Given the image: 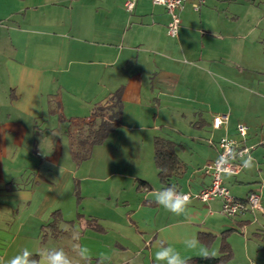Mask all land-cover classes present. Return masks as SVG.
Returning a JSON list of instances; mask_svg holds the SVG:
<instances>
[{
    "label": "crops",
    "instance_id": "0c3cea01",
    "mask_svg": "<svg viewBox=\"0 0 264 264\" xmlns=\"http://www.w3.org/2000/svg\"><path fill=\"white\" fill-rule=\"evenodd\" d=\"M194 1L178 9L172 37L169 14L151 0H137L131 12L125 0H0L4 264L24 248H57L59 236L72 237L75 245H62L76 261L74 248L86 234L90 264L102 255L112 264V252L127 251L132 264H155L158 242L196 259L183 241L200 232L213 236L209 244L200 242L217 243L219 253L225 239L231 250L226 264H264V244L255 241L264 238V211L228 217L219 198L193 196L210 183L205 165L217 157L219 138L239 139L241 122L253 166L222 173V181L235 198L258 193L264 208V69L246 65L264 52L258 32L264 10L256 0H203L194 10ZM115 90L121 92L119 126L89 158L76 161L71 135ZM217 113H227L228 121L215 129ZM156 135L174 141L182 162L174 181L190 194L184 215L155 203L162 189L153 159ZM56 211L60 219L52 227ZM111 232L134 239V247L105 241ZM101 238L104 250L94 248Z\"/></svg>",
    "mask_w": 264,
    "mask_h": 264
},
{
    "label": "trees",
    "instance_id": "16d2710c",
    "mask_svg": "<svg viewBox=\"0 0 264 264\" xmlns=\"http://www.w3.org/2000/svg\"><path fill=\"white\" fill-rule=\"evenodd\" d=\"M122 101L120 90L110 93L103 101L96 104L92 110V118L79 127L75 135H71V155L76 161L87 159L91 155L93 146L102 143L120 124ZM173 140L156 135L153 139V159L157 168L162 189L168 186H178L174 178L182 167V162L175 151ZM146 182L138 180V186H145ZM50 226H56L60 219L58 212H54ZM92 227L101 229L94 219H90ZM90 225V224H89ZM198 238L201 242L209 244L213 239L211 234L200 232ZM231 257V250L223 238L218 256L209 259H189L188 264H226Z\"/></svg>",
    "mask_w": 264,
    "mask_h": 264
},
{
    "label": "built area",
    "instance_id": "2783aa9c",
    "mask_svg": "<svg viewBox=\"0 0 264 264\" xmlns=\"http://www.w3.org/2000/svg\"><path fill=\"white\" fill-rule=\"evenodd\" d=\"M137 0H125L124 9L131 12ZM153 4L162 5L169 14L167 23V33L176 37L179 27L178 9L185 0H151ZM203 0H195L192 3L194 10H197L199 4ZM228 121L227 113L213 114L211 123L215 129L221 128ZM236 131L239 139H233L227 135H223L217 142V157L205 165V172L210 176V183L200 189L193 196L201 201H207L213 198L221 200V212L223 215L233 217L246 211L253 212L255 210L264 211L260 204V196L256 192H251L244 199L235 198L231 195L229 189L223 184L222 173L237 174L241 171L244 158L250 154L252 146L244 143L247 126L244 123H238ZM190 197L189 193H184Z\"/></svg>",
    "mask_w": 264,
    "mask_h": 264
},
{
    "label": "clouds",
    "instance_id": "9594fccd",
    "mask_svg": "<svg viewBox=\"0 0 264 264\" xmlns=\"http://www.w3.org/2000/svg\"><path fill=\"white\" fill-rule=\"evenodd\" d=\"M243 166L251 168L253 158L248 156L243 161ZM154 200L156 204L173 215L180 216L189 212L188 196L178 191L174 185L157 191ZM183 244L186 249L194 250L197 256L202 259H209L216 255L207 245L200 242L195 233L188 235ZM74 251L78 257L76 261L63 248H41L36 251L24 248L7 260L6 264H90L91 252L87 246L76 245ZM109 259L110 257L107 255H102L100 264H104V261ZM154 261L155 264H188V258L184 257L179 250L171 244L161 242L157 244ZM0 264H4V262L0 261Z\"/></svg>",
    "mask_w": 264,
    "mask_h": 264
},
{
    "label": "rangeland",
    "instance_id": "374dc122",
    "mask_svg": "<svg viewBox=\"0 0 264 264\" xmlns=\"http://www.w3.org/2000/svg\"><path fill=\"white\" fill-rule=\"evenodd\" d=\"M256 1L257 2L260 1L261 10H264V0H256ZM232 4L233 3H230V5H232ZM261 24H264V18H262ZM259 27H258V32L260 31L261 34H264V26H261L260 28ZM261 48H264V43H262V47ZM246 65L247 66H250V67L256 66V67H258L260 69H264V52L261 53V56H260V58H259V60L257 62L246 63ZM86 236H87V234L85 235V237L81 238V243H82L83 246H87L89 248V247H91L90 246L91 244H88L87 243ZM104 240L107 241V242L108 241H111V242H121V243H125L126 245H129L130 248L134 247L133 245L135 243V240L134 239H132L131 242H129V240H126L123 237L118 238V235H115L112 232L109 233V235ZM64 241L68 242L69 243L68 244L69 246L75 245L73 243V240H72V237L71 236H59L58 239L54 240L55 247H57V248H63L64 246L62 245V242L64 243ZM255 241L257 243L264 244V238H260L259 240L257 238ZM95 242L96 243H94V248L100 249L101 247H106L102 243V238L100 240H96ZM215 244H217V243H215ZM215 244L210 247V250L213 251V252H215L216 255H218L219 254L218 246L215 245ZM101 249L104 250V248H101ZM99 253H101V251ZM260 256H261V254H260ZM129 259H132L130 264H132L134 262V259H135V257L132 254H130L129 251H127V252H121V253L120 252L119 253L112 252V264H121L125 260L129 262L130 261ZM107 261H104V264L107 263Z\"/></svg>",
    "mask_w": 264,
    "mask_h": 264
}]
</instances>
